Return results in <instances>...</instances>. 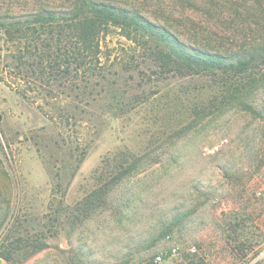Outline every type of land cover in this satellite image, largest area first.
Returning a JSON list of instances; mask_svg holds the SVG:
<instances>
[{
    "label": "rangeland",
    "instance_id": "rangeland-1",
    "mask_svg": "<svg viewBox=\"0 0 264 264\" xmlns=\"http://www.w3.org/2000/svg\"><path fill=\"white\" fill-rule=\"evenodd\" d=\"M94 1L210 51L264 47V0ZM75 3L0 0V250L22 246L13 264H264V83L245 98L255 115L214 74L162 72L116 29L99 84L75 68L51 80L39 61L57 35L28 20Z\"/></svg>",
    "mask_w": 264,
    "mask_h": 264
},
{
    "label": "trees",
    "instance_id": "trees-1",
    "mask_svg": "<svg viewBox=\"0 0 264 264\" xmlns=\"http://www.w3.org/2000/svg\"><path fill=\"white\" fill-rule=\"evenodd\" d=\"M28 22L50 28V32L57 35L59 47L57 46L55 55L54 52L48 57L41 55L39 61L41 65L46 61L41 72L45 75L49 73L51 80L55 81L53 72L59 71L62 76H67L75 68L76 75L86 78L83 80L84 88L92 86L95 81L93 77H97L95 85L99 84L107 77V64L103 58L108 60L110 57L105 54L103 43H108L106 37L109 31L116 29L119 35L153 57L162 72L182 73L185 70L192 73H212L226 86L229 98L239 100L243 108L261 115L245 98L259 84L264 83V73L258 75L255 72L264 65V47L256 53L243 56L210 51L187 44L173 32L154 24L139 12L94 0H76L73 10L59 14L55 11H40ZM10 25L12 27L15 24ZM7 27L5 22H0V28ZM46 69L51 72L46 73ZM50 79L46 82L51 83ZM99 195L100 193L97 194ZM21 247L13 245L5 251L0 250V257L8 264H13Z\"/></svg>",
    "mask_w": 264,
    "mask_h": 264
},
{
    "label": "built area",
    "instance_id": "built-area-1",
    "mask_svg": "<svg viewBox=\"0 0 264 264\" xmlns=\"http://www.w3.org/2000/svg\"><path fill=\"white\" fill-rule=\"evenodd\" d=\"M218 147H216V149H217ZM177 249L178 248H173L172 249V251L175 253V252H177ZM163 260V255H158L157 257H156V261L157 262H161Z\"/></svg>",
    "mask_w": 264,
    "mask_h": 264
},
{
    "label": "crops",
    "instance_id": "crops-1",
    "mask_svg": "<svg viewBox=\"0 0 264 264\" xmlns=\"http://www.w3.org/2000/svg\"><path fill=\"white\" fill-rule=\"evenodd\" d=\"M0 264H8V262L2 257H0Z\"/></svg>",
    "mask_w": 264,
    "mask_h": 264
}]
</instances>
